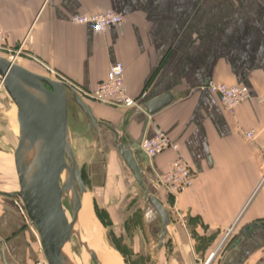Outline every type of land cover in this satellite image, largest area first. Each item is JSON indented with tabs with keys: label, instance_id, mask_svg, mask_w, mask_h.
Wrapping results in <instances>:
<instances>
[{
	"label": "crops",
	"instance_id": "obj_1",
	"mask_svg": "<svg viewBox=\"0 0 264 264\" xmlns=\"http://www.w3.org/2000/svg\"><path fill=\"white\" fill-rule=\"evenodd\" d=\"M104 9L122 14V24L97 33L70 21ZM0 27L10 48L25 39L18 64L33 73L54 79V71L88 92L119 61L127 93L143 95L142 105L168 95L149 113L66 91L68 143L79 169L86 167L92 205L95 199L108 216L107 245L121 259L264 264V104L256 101L264 95V0H0ZM213 79L246 85L250 100L224 110L218 95L203 88ZM16 129L14 104L0 94V171L10 176ZM156 129L179 148L149 162L138 145ZM248 130H254L251 140ZM124 144L147 191L169 214L161 245V219L120 155ZM177 156L190 165L194 181L170 195L155 174ZM1 177L0 191H18ZM41 255L21 199L0 194V264H27Z\"/></svg>",
	"mask_w": 264,
	"mask_h": 264
},
{
	"label": "water",
	"instance_id": "obj_2",
	"mask_svg": "<svg viewBox=\"0 0 264 264\" xmlns=\"http://www.w3.org/2000/svg\"><path fill=\"white\" fill-rule=\"evenodd\" d=\"M208 80L204 84L207 91ZM0 85L16 108L18 140L13 152L14 167L19 190L14 193L0 191V194L21 199L26 214L35 228L40 248L48 264H66L62 256V243L58 234L68 240L81 208L80 197L86 192L72 149L68 143L67 98L70 88L65 83L47 76L33 73L18 63L0 56ZM163 94L143 104L149 112L162 108L168 102ZM38 143V154L31 173L24 170L26 147ZM120 155L142 189L148 203L161 219L158 243L162 244L170 217L162 204L144 186L141 171L127 144L119 146ZM66 170L68 179L60 181ZM71 189L74 201L71 205V220L68 221L63 194ZM264 224V222H263ZM94 264H100L93 252H88Z\"/></svg>",
	"mask_w": 264,
	"mask_h": 264
},
{
	"label": "built area",
	"instance_id": "obj_3",
	"mask_svg": "<svg viewBox=\"0 0 264 264\" xmlns=\"http://www.w3.org/2000/svg\"><path fill=\"white\" fill-rule=\"evenodd\" d=\"M124 17L111 9H104L92 14H73L70 21L77 25L89 24L97 33L103 32L108 27L119 26L122 24ZM25 40V39H24ZM24 40L16 48H10L6 44V33L0 27V52L4 53L5 57L15 63L22 53ZM54 76V80L65 83L67 86L75 89L81 95L88 97L98 103L111 105L115 107L134 108L143 110L141 97H131L127 93V88L124 82V67L119 61L110 64L107 76L104 80L96 83L93 88L86 92L79 87L73 85L66 79L57 77L54 71H50ZM204 88V87H203ZM206 89L210 93L218 95L222 108L228 112H232L237 106L247 102L251 98L250 91L246 85L233 84L227 85L224 83L208 80ZM259 104H264V95H259L256 98ZM247 139H253L254 130L244 131ZM139 148L145 154L148 161L158 154L166 151H178V144L173 142L171 138L161 129H156L151 137H142L139 141ZM156 183L162 187L168 194L176 195L193 185L194 173L190 165L181 156H177L171 161L166 171L155 174ZM232 227L226 231V234L220 241L216 249H220L226 242ZM27 264H48L43 254L38 259Z\"/></svg>",
	"mask_w": 264,
	"mask_h": 264
},
{
	"label": "bare ground",
	"instance_id": "obj_4",
	"mask_svg": "<svg viewBox=\"0 0 264 264\" xmlns=\"http://www.w3.org/2000/svg\"><path fill=\"white\" fill-rule=\"evenodd\" d=\"M17 131V129H16ZM18 132V131H17ZM38 154V143L35 142L32 145H28L24 155V170L27 175L31 173L34 161ZM68 179L67 171L64 170L60 175V181L65 183ZM86 193V192H85ZM83 193L80 197L81 208L78 212L77 219L72 227V234L74 233L78 239L85 246V252L88 256V252L96 254L100 264H122V261L114 251L110 250L106 244L101 242L98 226L92 217V210L90 205V199ZM63 200L71 206L74 197L71 189L65 191L63 194ZM63 203V202H62ZM64 205V204H63ZM65 211V210H64ZM66 214V212H65ZM67 217V215H66ZM68 220V217H67ZM69 221V220H68ZM58 238L62 243V256L66 264H76L68 254V239L62 234H58ZM85 254V253H84Z\"/></svg>",
	"mask_w": 264,
	"mask_h": 264
},
{
	"label": "rangeland",
	"instance_id": "obj_5",
	"mask_svg": "<svg viewBox=\"0 0 264 264\" xmlns=\"http://www.w3.org/2000/svg\"><path fill=\"white\" fill-rule=\"evenodd\" d=\"M0 56L6 58L4 53H2V52H0ZM213 81L217 82V80H215V79H213ZM0 94L7 95L2 85H0ZM7 97H8V95H7ZM6 107L7 106H5V108ZM14 108H15V106H14ZM15 124H16V127L18 128V124H17V120H16V108H15ZM93 154H94V157H96V160L99 161L100 160L99 159L100 155H98V154L95 155V153H93ZM94 166H96V165H94ZM94 166H93V168L96 169V167H94ZM80 173H81V177H82V180L84 182V185L87 186L88 188H90L89 185H88L89 182H88L87 170H86L85 166L80 167ZM0 174L3 177V178L1 177L2 179H4V180L7 179L6 181H8V183H10L9 180H11V182L13 181V185L12 186L19 190L15 169H14V174H11V176L8 173H6V172L1 173V171H0ZM3 182H5V181H3ZM85 194L90 199L92 217H93V220L96 222V224L98 226V231H99V235H100V239L99 240L102 243L104 242L106 244V246L110 250L114 251L112 248H110L107 245V242H109L110 238H111V234H110V231H109L110 223H109L108 216L106 215V213L101 208H98V204L96 203L95 199H94V203H93L94 205H92V198H91V195L89 193L86 192ZM63 204H64L63 206H64V210L66 212V215L68 217V220L70 221L71 220V206H69L64 200H63ZM68 244H69V246H68V254L70 255V258L76 264H94L92 262V260L90 259V256L89 255L87 256V254L85 252V249H84L85 246L82 244V242L78 239V237L74 233L71 235L70 240H68ZM121 261H122V264H150L149 262L148 263H138V262H130V261L127 262V261H125V259H121Z\"/></svg>",
	"mask_w": 264,
	"mask_h": 264
}]
</instances>
